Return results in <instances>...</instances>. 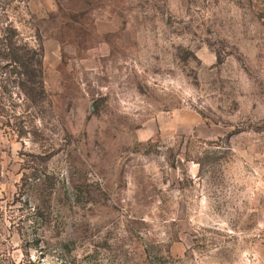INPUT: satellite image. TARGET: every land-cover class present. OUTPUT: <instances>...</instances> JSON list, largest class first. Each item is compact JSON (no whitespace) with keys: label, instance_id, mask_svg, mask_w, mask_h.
<instances>
[{"label":"rangeland","instance_id":"1","mask_svg":"<svg viewBox=\"0 0 264 264\" xmlns=\"http://www.w3.org/2000/svg\"><path fill=\"white\" fill-rule=\"evenodd\" d=\"M0 264H264V0H0Z\"/></svg>","mask_w":264,"mask_h":264},{"label":"trees","instance_id":"2","mask_svg":"<svg viewBox=\"0 0 264 264\" xmlns=\"http://www.w3.org/2000/svg\"><path fill=\"white\" fill-rule=\"evenodd\" d=\"M33 52L36 54L35 50ZM29 53H31V51L27 50L25 52V49L17 46L11 38L7 37L5 39L4 58H6V66L10 67V69L13 71L17 70L18 74L17 76H15V78H7L6 81L16 84V87L20 91H24L25 93H27L26 84H33V80L37 79L38 86L36 87L39 92L43 94L42 83L40 80H38L40 77V72L38 69H36V67L32 66V58L28 57ZM39 210L40 208L38 209V212Z\"/></svg>","mask_w":264,"mask_h":264}]
</instances>
